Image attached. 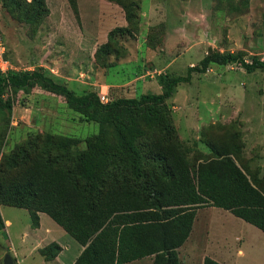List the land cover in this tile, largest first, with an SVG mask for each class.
I'll return each instance as SVG.
<instances>
[{
  "label": "rangeland",
  "instance_id": "374dc122",
  "mask_svg": "<svg viewBox=\"0 0 264 264\" xmlns=\"http://www.w3.org/2000/svg\"><path fill=\"white\" fill-rule=\"evenodd\" d=\"M77 1L82 20L74 10L63 13L59 0H45L49 12L31 15L30 20L19 15V6H6L0 0L6 69L42 66L48 76L76 94L91 91L99 99L105 95L113 100L160 93V75H186L187 68L199 65L208 53L238 52L248 62L253 56H264V0H134L138 7L130 23L121 6L116 12L103 6L102 0ZM118 26L126 28L113 35L107 54L96 56L107 33ZM90 27L96 29L94 38L77 35ZM154 112L137 117L129 138L138 146L144 143L152 154H166L171 165L181 160L196 167L218 154H230L250 181L262 187L258 183L264 184V70L247 72L238 63H211L205 72L193 71L190 81L177 84L175 93ZM99 114L92 104L90 108L67 104L63 96L35 81L29 93L14 95L11 113L0 115V158L19 143L28 148L31 132L72 137L78 140L74 147L79 150H84L85 141L94 151L113 149L119 145L115 128L106 124L101 130ZM220 211L207 217L213 233L246 235L248 255L230 262L264 263V234L251 224H235L234 216L226 219ZM0 214L10 220L7 230H0V264L10 242L19 251V264H45L41 256H21L25 247L20 235L29 232L31 223L28 211L0 204ZM197 244L196 263L199 253L220 248L215 240ZM177 251L179 264H188L182 251ZM51 252L53 248L46 253L39 250L45 260H50Z\"/></svg>",
  "mask_w": 264,
  "mask_h": 264
},
{
  "label": "trees",
  "instance_id": "16d2710c",
  "mask_svg": "<svg viewBox=\"0 0 264 264\" xmlns=\"http://www.w3.org/2000/svg\"><path fill=\"white\" fill-rule=\"evenodd\" d=\"M2 1L6 6H19V15L29 20L31 15L49 12L45 0ZM68 1L77 13L76 0ZM108 1L124 9L128 23L136 15L134 0ZM125 28L111 29L95 55L107 54L113 35ZM211 63H238L247 72L264 70V56H253L248 62L238 52L215 51L205 55L199 65L188 67L186 75H160V93L105 103L95 92L76 94L48 76L42 66L0 70V115L11 113L14 95L29 93L38 81L63 96L67 104L95 106L101 130L112 124L119 143L113 149L94 151L85 141L86 147L79 150L74 147L78 140L72 137L29 133L28 148L19 143L15 145L19 150L5 152L0 158V204L26 209L32 226H38V212L48 214L84 246L74 264H122L146 256L152 257L151 264H179L177 248L188 238L196 210L202 206L228 210L264 231V184L259 181V188L252 183L230 154H218L196 167L181 160L171 165L166 154H152L144 143L138 146L129 138L138 116L155 115V107L165 105L177 84L190 81L193 71L205 72ZM4 227L0 214V230ZM50 248L53 252L47 259L59 250L51 243L42 252ZM203 264L221 263L205 256Z\"/></svg>",
  "mask_w": 264,
  "mask_h": 264
},
{
  "label": "crops",
  "instance_id": "0c3cea01",
  "mask_svg": "<svg viewBox=\"0 0 264 264\" xmlns=\"http://www.w3.org/2000/svg\"><path fill=\"white\" fill-rule=\"evenodd\" d=\"M59 1L61 4L63 13H67L68 11L67 15H69V10L73 11L72 7L69 4V1L68 0H59ZM76 3H78L77 0H76ZM101 3L104 4L103 6H109V9L114 10L116 12L121 9L119 5L113 4L112 2L108 0H102ZM56 12L60 13V10H57ZM82 13L83 11L81 9V6L79 5L78 15H81ZM52 14H53V11L51 8L49 15H52ZM106 16L109 18L113 17V15H106ZM93 17L95 18V16ZM81 20H82V15H81ZM89 30L90 31L80 30L79 32H77V35L79 33L80 37L94 38L95 37L94 35H96L95 27L94 28L90 27ZM217 209L221 210L220 211L221 214L224 213L223 216L226 219H231V216H234L233 220H234V223L237 225L245 227L247 226L246 224H250L244 221L243 219L233 215L230 211L225 210L223 208H219L215 206H207V207L198 208L196 210L192 229L190 231L188 238L185 240V242L180 247L177 248V250L182 251L183 257L186 259V262L188 264L190 263L191 264H203V260L205 256H208L221 264H234L230 262L231 259H233L234 257L238 256L241 258H246V256L248 255L247 244L245 242L246 235L243 236L237 231L229 235L212 232V223L207 219V217L211 215L210 214L211 211H216ZM3 220L5 224L4 229L7 230L6 228L10 225V220L4 219V218ZM27 228L29 232L25 230L23 234L20 235L21 242L24 243L23 245L25 247V249L21 253L22 258H25V257L35 258V256L38 255V256H41L45 264H74L78 256L81 254V252L84 249V246L78 243L72 236H70L60 225H58L45 212H38V226H32V222H31L30 225L27 226ZM257 230H259L260 233L264 234V231L260 230L259 228H257ZM68 236H70V238ZM216 237H220V238L222 237V238L219 240H216ZM212 240L213 241L215 240V243L219 245L220 247L219 250L214 251V252L203 251L199 253L197 257L198 261L196 263L195 262L196 259L194 256V248L198 245L197 243L199 244L203 243L204 245H209L210 243L213 242ZM10 243H11V247H8L7 248L8 250H5V251L7 253L12 252L13 254L11 255V257L13 258L14 264L16 263L19 264V260L17 259V257L19 256V251L17 248H15L12 242ZM51 243H56L59 246L58 253L55 255L54 258L50 260H45L43 256L39 253V250ZM150 258L151 256H146V257L136 259L130 262L122 263V264H151L150 261L152 260ZM180 264H182V262Z\"/></svg>",
  "mask_w": 264,
  "mask_h": 264
},
{
  "label": "built area",
  "instance_id": "2783aa9c",
  "mask_svg": "<svg viewBox=\"0 0 264 264\" xmlns=\"http://www.w3.org/2000/svg\"><path fill=\"white\" fill-rule=\"evenodd\" d=\"M4 46H3V44L1 43V41H0V70L2 71V72H5V71H7L8 69H6V66H7V64H6V61L4 60ZM100 100L102 101V102H108V98H106L105 97V95H101L100 96Z\"/></svg>",
  "mask_w": 264,
  "mask_h": 264
},
{
  "label": "water",
  "instance_id": "95a60500",
  "mask_svg": "<svg viewBox=\"0 0 264 264\" xmlns=\"http://www.w3.org/2000/svg\"><path fill=\"white\" fill-rule=\"evenodd\" d=\"M3 264H14L13 258L9 253H6L2 259Z\"/></svg>",
  "mask_w": 264,
  "mask_h": 264
}]
</instances>
